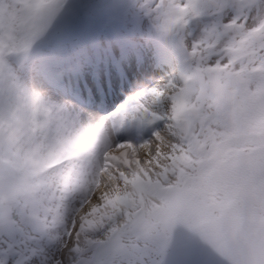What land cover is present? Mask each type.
I'll return each instance as SVG.
<instances>
[{
	"label": "snow or ice",
	"instance_id": "snow-or-ice-1",
	"mask_svg": "<svg viewBox=\"0 0 264 264\" xmlns=\"http://www.w3.org/2000/svg\"><path fill=\"white\" fill-rule=\"evenodd\" d=\"M62 5L16 0L13 12H0V68L38 41L47 52L36 69L41 93L0 83V264H91L100 232L105 248L122 242L113 264H152L171 239L141 226L136 184L174 181L160 196L174 203L201 180L222 196L215 222L227 230L217 253L227 264H264V0H144L154 26L186 45L193 70L88 125L82 115L110 108L132 79L140 32L94 0L84 19L49 32ZM164 101L167 111L156 114ZM130 120L162 128L114 143ZM49 145L60 159L42 166L32 157Z\"/></svg>",
	"mask_w": 264,
	"mask_h": 264
},
{
	"label": "rangeland",
	"instance_id": "rangeland-1",
	"mask_svg": "<svg viewBox=\"0 0 264 264\" xmlns=\"http://www.w3.org/2000/svg\"><path fill=\"white\" fill-rule=\"evenodd\" d=\"M92 0H63V5L60 13L52 22L49 32L54 31L58 26L62 25L69 18L84 19L88 15V9L85 7ZM95 3L107 2L110 4L111 14L118 16L122 20L130 21L134 24L136 29L140 32L139 40L141 42V56L142 58L136 62L134 72V88L131 95L125 96L124 99H120L121 102L117 105L120 107L125 102L127 103L132 99L139 91L152 87L160 82H167L169 80H176L182 75L190 74L194 67V62L189 57L186 51V45H182L180 38L176 34H172L171 39V53L168 60V69L165 71H159L158 67L155 68V60L151 54L150 38H153V33L158 29L154 26L152 20L145 14V9L140 7L144 0H94ZM16 0H0V12H13ZM203 26V21H197L193 23V27L199 31ZM176 40L178 43L176 44ZM42 42L38 41L32 46L41 47ZM30 49V50H31ZM29 50V51H30ZM28 51V52H29ZM185 54H181L182 52ZM28 52L25 55L26 61L23 60L22 66L16 65L10 59L5 60L3 68H0V83L7 85L10 80H14L20 89L26 90L29 83L34 84L36 92L41 89V80L36 74V70L33 68V64L30 62ZM37 55H47L45 49L40 48L34 51ZM146 65L145 67H143ZM186 68V72L183 74L180 70ZM153 70L155 73L149 72ZM182 74V75H181ZM137 84V87H136ZM121 88L117 94L121 92ZM122 97V96H121ZM129 99V100H127ZM163 106L157 105L156 109L159 111L158 115H162L167 111V101L162 102ZM109 111L113 112V108ZM116 111V110H115ZM100 113V112H99ZM145 120H135L126 122L121 128L125 129L129 125L143 126ZM162 128V121L157 126L155 131H159ZM154 131V132H155ZM132 137V134H130ZM145 137V140H149ZM144 140V141H145ZM141 142V141H138ZM137 142V143H138ZM136 143V142H135ZM49 151H52L53 156H49ZM56 150L51 145L45 147L33 155L34 160L41 162L44 166L50 162H54L59 158L56 154ZM221 165L219 162L214 164V168L219 169ZM154 187V195L160 199L161 195L174 192L176 189L175 182H160L156 183ZM182 191L185 194L180 196L179 201L170 202L168 200L160 199L158 202H153L148 198L138 197L135 201L140 210L144 212V216L141 218V226L154 234L167 235L172 237L174 234L193 229L204 223H216V218L219 217L220 212L218 203L222 198L220 191L214 186L213 183L208 180H201L197 182H189L182 187ZM94 237V238H93ZM93 239L99 237L101 241L99 248L101 253H94L93 249L87 254L91 260V264H113V248L104 247L106 237L103 232L94 234ZM150 254L146 250H142L138 255ZM93 256V257H91ZM94 257H97L94 259ZM157 263V256H153L152 264ZM119 264V262H117Z\"/></svg>",
	"mask_w": 264,
	"mask_h": 264
},
{
	"label": "water",
	"instance_id": "water-1",
	"mask_svg": "<svg viewBox=\"0 0 264 264\" xmlns=\"http://www.w3.org/2000/svg\"><path fill=\"white\" fill-rule=\"evenodd\" d=\"M226 230V226L211 224L179 235L167 248L163 264H227L217 253Z\"/></svg>",
	"mask_w": 264,
	"mask_h": 264
},
{
	"label": "bare ground",
	"instance_id": "bare-ground-1",
	"mask_svg": "<svg viewBox=\"0 0 264 264\" xmlns=\"http://www.w3.org/2000/svg\"><path fill=\"white\" fill-rule=\"evenodd\" d=\"M157 42V44H160V42H161V40H160V38L156 41ZM146 65H144L143 67H145ZM149 70V72H151V73H155L153 70H150V69H148ZM132 80V81H131ZM129 82H130V84L133 82V87H134V75H133V77H132V79H131ZM132 85V84H131ZM44 85L43 84H41V89H39V91H37L36 92V89H34L35 87H34V84L33 83H29V85H27V88H26V90H29V91H31V92H33V93H41L42 92V90L44 89ZM136 87H137V84H136ZM129 91L130 90H127L126 89V92L127 93H129ZM50 94V93H49ZM126 103V102H125ZM115 106H117V102L115 103ZM114 106V107H115ZM161 106V105H160ZM157 107L156 106H154V112L156 113V114H159L158 112V110L156 109ZM103 118H105L104 116H102L101 114H99V113H95V114H85V115H82V117H81V123L82 124H84V125H88V124H94V123H96V122H98L100 119H103ZM156 183H154V184H152V185H150V186H145V185H143V184H141V183H137L136 184V187H135V192H134V197H133V199H137L138 197H143V198H148L149 200H151V201H153L152 199H151V197L152 196H156V195H154V191H156V190H153L154 189V187L156 186L155 185ZM157 197V196H156ZM158 199V201H160V199L159 198H157ZM118 202V201H117ZM94 238V237H93ZM94 240H97V241H101V239L99 238V237H96Z\"/></svg>",
	"mask_w": 264,
	"mask_h": 264
},
{
	"label": "flooded vegetation",
	"instance_id": "flooded-vegetation-1",
	"mask_svg": "<svg viewBox=\"0 0 264 264\" xmlns=\"http://www.w3.org/2000/svg\"><path fill=\"white\" fill-rule=\"evenodd\" d=\"M171 238V237H170Z\"/></svg>",
	"mask_w": 264,
	"mask_h": 264
}]
</instances>
